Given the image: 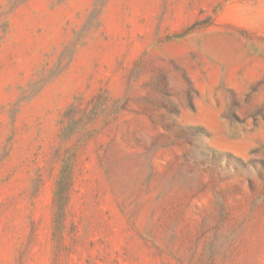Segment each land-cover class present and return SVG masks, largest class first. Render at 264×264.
Wrapping results in <instances>:
<instances>
[{
	"label": "rangeland",
	"instance_id": "1",
	"mask_svg": "<svg viewBox=\"0 0 264 264\" xmlns=\"http://www.w3.org/2000/svg\"><path fill=\"white\" fill-rule=\"evenodd\" d=\"M256 61L264 0H0V264H264Z\"/></svg>",
	"mask_w": 264,
	"mask_h": 264
},
{
	"label": "bare ground",
	"instance_id": "2",
	"mask_svg": "<svg viewBox=\"0 0 264 264\" xmlns=\"http://www.w3.org/2000/svg\"><path fill=\"white\" fill-rule=\"evenodd\" d=\"M168 51H169V53H171V54H175V55H177L178 57L179 56H183L184 55V50H182V49H168ZM186 51H187V49H186ZM168 53V52H167ZM172 55V56H173ZM217 55V54H216ZM220 56V55H219ZM218 56V57H219ZM186 57V56H185ZM184 58V57H183ZM222 58V57H221ZM224 63H225V61H224ZM250 63V62H249ZM239 65V64H238ZM210 67V66H209ZM208 67V68H209ZM230 68H233V67H230ZM234 68H235V70H236V68L238 69V67H237V65H236V67L234 66ZM242 68H243V66H242ZM218 69V68H217ZM216 69V70H217ZM215 70V71H216ZM219 70V69H218ZM232 70V69H231ZM234 70V69H233ZM235 70L234 71H232V72H228L229 73V77H230V81L231 82H236L235 80H237V79H235V74H236V72H238V71H236L235 72ZM209 72V71H208ZM212 72V71H211ZM218 72V71H217ZM260 72H264V61H256L255 63H253L252 65H250L249 67H248V69H247V71H245L244 73H246V77L249 79V80H252V79H254V78H256L259 74H260ZM218 74V76H219V73H217ZM207 75H209V74H207ZM217 75H216V73L215 72H213V73H211V76H210V79H211V81H210V84L213 86V84H215L217 81H216V79H217V77H216ZM245 76V75H244ZM260 76V75H259ZM246 78V79H247ZM206 79V78H205ZM239 79V78H238ZM244 79V78H243ZM206 81V80H205ZM243 81V80H242ZM227 82V81H226ZM202 83V82H201ZM204 84H205V82H203ZM202 83V84H203ZM218 83V82H217ZM230 83V82H229ZM243 83V82H242ZM248 83H249V81H248ZM198 84V83H197ZM203 84V85H204ZM244 84V83H243ZM235 85V84H234ZM240 85H241V83H240V81L238 82H236V87L237 88H239L240 87ZM200 86V85H199ZM243 86V85H242ZM205 87V86H204ZM235 87V88H236ZM207 89V88H206ZM211 90V89H210ZM263 92V91H262ZM261 93V92H260ZM262 96V95H261ZM262 98V97H261ZM211 112V111H210ZM209 115V114H208ZM212 118V117H211ZM210 118V119H211ZM214 118L215 117H213L212 119H213V121H214V123H215V126H217L219 123L217 122L218 120H214ZM209 119V120H210ZM207 120V119H206ZM210 123V122H209ZM214 123H213V125H214ZM207 124H208V122H207ZM211 124V123H210ZM210 126V128H211V125H209ZM215 126H213V127H215ZM215 130H217V129H215ZM215 133V132H214ZM217 133L218 132H216V135H217ZM257 135H258V132L256 133ZM219 135V134H218ZM217 135V136H218ZM254 135V134H253ZM260 135H261V137H263L264 138V130H262V131H260ZM216 136V137H217ZM250 137V136H249ZM221 138L222 137H219L218 139H215L214 140V143L215 144H217V142H223V141H221ZM223 139V138H222ZM251 139H253V137H251ZM255 139V138H254ZM260 139H262V138H260ZM244 141H245V139H244ZM247 141H248V139H247ZM246 141V142H247ZM227 142V141H226ZM229 142V141H228ZM239 142V141H238ZM234 143L233 142V144H228V143H226L227 144V146L231 149V150H233V151H241V150H243V146H245V144L243 143ZM243 142V141H242ZM230 143V142H229ZM223 144V143H222ZM247 145V144H246ZM226 148V147H225Z\"/></svg>",
	"mask_w": 264,
	"mask_h": 264
}]
</instances>
